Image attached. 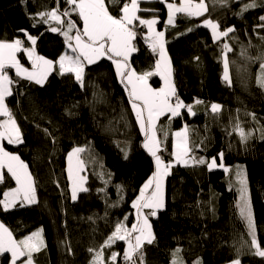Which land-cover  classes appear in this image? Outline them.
Wrapping results in <instances>:
<instances>
[{
    "label": "trees",
    "instance_id": "1",
    "mask_svg": "<svg viewBox=\"0 0 264 264\" xmlns=\"http://www.w3.org/2000/svg\"><path fill=\"white\" fill-rule=\"evenodd\" d=\"M123 2L111 4L106 0L109 11L117 16ZM206 2L203 16L177 14L174 26H166L165 3L146 0L139 4L142 11L138 15L156 16V26L164 29L177 94L196 113L193 116L181 110L179 117L160 118V154L166 162L173 159L172 131L187 126L191 156L207 161L215 157L220 163L219 154L223 153L226 166L243 165L256 238L264 248V88L257 83L261 61L254 59L264 52V40L260 39L264 28L257 27L264 16V0H255L257 6L242 14L251 0H228L226 5L218 0ZM55 6L56 0H0V40L19 38L26 45L24 29L38 37L36 53L56 61L66 50L64 39L51 32L52 25L43 23L37 15ZM66 7L61 0V10ZM72 19L82 27L78 16L73 14ZM204 19L218 21L221 30L235 26L236 31L214 43L211 30L200 26ZM136 30L140 33L135 41L138 51L130 63L142 73L154 68L158 54L152 53L143 38L147 28L139 26ZM224 43L233 49L228 53L230 86L223 80ZM242 49H247V56H241ZM18 54L21 64L28 65L25 54ZM9 73L16 83L6 103L21 128L24 143L10 145L4 141V147L28 165L38 203L17 205L7 211L0 206V222L17 239L43 229L46 247L34 254L35 264H92L94 253L88 249L99 251L118 222L126 226L134 222L132 201L155 171L154 158L143 147L145 137L125 86L106 58L85 68L83 85L74 74L59 75L58 68L42 87L16 77L13 69ZM149 81L152 86L161 83L158 76ZM213 103L222 106L219 112L211 111ZM164 132L168 133L166 139ZM241 132L251 134L246 142H242ZM74 148L84 150L80 158L88 189L78 193L76 201L71 200L66 159ZM232 171H210L206 165L192 163L174 165L169 170L164 182L165 208L157 217H150L155 240L144 246V264H172L176 249L182 264H225L236 259L240 264H264V257L253 254ZM4 173L0 199L3 192L16 186L6 170ZM125 245L117 241L104 248L100 264H112L108 257L113 251L121 255ZM119 258L116 264H120ZM10 260V254L0 255V264H10Z\"/></svg>",
    "mask_w": 264,
    "mask_h": 264
},
{
    "label": "snow or ice",
    "instance_id": "2",
    "mask_svg": "<svg viewBox=\"0 0 264 264\" xmlns=\"http://www.w3.org/2000/svg\"><path fill=\"white\" fill-rule=\"evenodd\" d=\"M60 2L61 0H56L55 7L37 15L45 24L49 21L54 22V26H51L49 30L64 37V44L71 54L66 51L56 61L38 55L35 51L38 37L32 36L24 29H21V31L24 32L27 40L31 42L32 47H25L24 41L19 38L12 41L0 40V117H4V119H0V183L4 182V170L6 169L7 174L11 176L16 184V187L3 192L0 206L4 211H7L17 205L24 207L38 203L35 180L28 170V165L20 159L19 155L7 151L3 146L5 140L10 145L24 143L21 128L6 103V99L13 95L12 85L16 83L9 75V70L14 69L16 77L42 87L53 71L58 68L59 75L74 74L75 80L83 85L85 68L106 58L114 65L117 77L125 86L137 124L145 137L143 147L154 158L156 170L140 189L136 199L132 201L131 206L135 209L136 219L131 227H127L123 222H118L99 251L93 248H89L88 251L94 253L92 264H100L104 248L112 247L117 241H124L127 245L123 251L125 264H138V261L139 264H144V246L153 244L155 240L149 218L157 217L158 212L165 208L164 181L169 175V170L174 165L189 166L190 163L193 165H206L210 171L214 167L223 168L225 172L229 169L223 164V153L219 154L221 158L219 165L215 157L209 162L205 158H195L190 155L193 149L189 144L187 126L173 134L177 139L171 153L172 160L166 162L158 154L163 150V141L158 136L162 129L157 127L160 118L166 116L171 120L179 117L182 114V108H185L189 115L194 116L196 113L193 111V106L184 104L177 94L171 60L165 48V32L157 31L154 27L159 22L158 19H143L138 15L142 11L139 4L146 2V0H124L118 16L109 11L106 0H63L67 5L63 10L60 8ZM160 2L165 3L168 10L166 26H174L177 14H185L191 18L203 16L207 11L205 0H198V2L197 0H179L178 4L169 2V0H160ZM218 2L226 5L228 0H218ZM108 3H119V0H108ZM256 6L255 0H251L241 10V14ZM144 11L149 10L144 9ZM73 14L79 17L82 27L76 20L72 19ZM259 19L262 23L257 27L264 28V16ZM139 26L147 28V33L144 34L143 38L152 53L158 54L154 68L142 73H137L130 63L133 53L138 51L135 41L137 36L140 35L136 30ZM200 26L211 30L214 43L236 31L235 26H229L221 30L220 23L211 19H204ZM188 31H192V29L189 28ZM260 39L264 40V37H260ZM231 51H233L231 46L224 43L221 52L224 69L223 80L229 86L232 81L229 74L230 61L228 53ZM20 52L27 55L31 63V69L20 63L17 58V54ZM241 56H247V49L241 50ZM254 59L261 61L260 69L262 71L257 77V83L258 86L264 88V52H261ZM152 76H159L164 82L163 87L158 89L151 87L149 78ZM195 103L199 104L202 101L196 100ZM221 108L222 106L216 103L211 105L213 113L219 112ZM253 118H255L254 114ZM44 131L49 134L47 129H44ZM163 135L166 139L168 133L164 132ZM249 135L251 134L241 132L242 142H246ZM82 151L84 150L81 148H74L67 156V178L70 184L72 201L77 200L78 193L88 191L84 186L86 178L80 175V172L83 171L82 161L77 157L76 168L74 169L72 166L73 157ZM125 158H127V153H125ZM236 174L242 185L240 191L243 204L239 205L240 214L247 221L251 247L254 248L253 254L264 257V248H261L256 238V226L251 205L245 196L246 184L242 179L243 170L238 169ZM57 186L59 187V184ZM127 219L128 217L125 216L124 221H127ZM45 247L43 229H38L22 239H16L13 232L0 222V255L10 254V264H18V262L19 264H34V254ZM68 251L71 253L70 247ZM119 256L120 253L113 251L108 260L112 264H116ZM173 264H176V262L173 261ZM232 264H240V262L235 260Z\"/></svg>",
    "mask_w": 264,
    "mask_h": 264
},
{
    "label": "rangeland",
    "instance_id": "3",
    "mask_svg": "<svg viewBox=\"0 0 264 264\" xmlns=\"http://www.w3.org/2000/svg\"><path fill=\"white\" fill-rule=\"evenodd\" d=\"M197 2H198V0H197ZM205 4H206V7H208V3L206 2V0H205ZM153 18H157L156 16H150L149 18H143V19H153ZM158 19V18H157ZM214 21V20H213ZM155 27V29L157 30V31H164V29H162V30H159L158 29V27L155 25L154 26ZM165 32V31H164ZM164 39H165V37H164ZM166 51H167V49H166ZM167 54H168V52H167ZM169 56V55H168ZM18 59H19V57H18ZM49 59V58H48ZM51 60V59H50ZM171 60V59H170ZM20 61V60H19ZM21 63V62H20ZM24 67H27V68H29V69H31L30 67H28V66H26V65H23ZM163 80H162V82L160 83V85H158V86H154L156 89H158V88H160V87H163ZM149 84H151V82L149 81ZM184 128L182 127V128H178L177 130H173L172 131V133L174 134L175 132H177V131H181V130H183ZM158 136H159V134H158ZM176 137L173 135V148H174V143H175V141H176ZM173 148H172V152H173ZM82 149V148H81ZM81 153V152H80ZM80 153H78L77 154V156H74L73 157V160H72V166H73V168L75 169L76 168V166H77V157L79 158V160L80 161H82V164H83V171H81L80 172V175L81 176H83V177H85V169H84V163H83V160L80 158ZM159 155H161L160 153H158ZM162 156V155H161ZM162 158L164 159V157L162 156ZM221 159V158H220ZM165 160V159H164ZM210 161H211V159H210ZM209 161V162H210ZM221 163V162H220ZM220 163H218V161H217V164L219 165ZM224 164V163H223ZM225 165V164H224ZM225 167H227L228 169H229V171H231V170H233L232 171V173H233V181H232V183L233 184H235V189H236V192H237V194H238V205H241V204H243V200H242V198H241V191H240V189H241V187H242V185H241V183H240V178H238L237 177V170L238 169H242L243 170V176H242V179L245 181V184H246V192H245V196H246V198H247V200H248V202L250 203V201H249V187H248V183H247V174L245 173V168H244V166L243 165H241V164H236V165H234V166H232V167H229V166H226L225 165ZM67 168H68V159H67ZM214 168H218V169H221L220 167H214ZM86 181V180H85ZM84 184H85V182H84ZM11 189V188H10ZM140 192V191H139ZM139 195V193L137 194V196ZM136 196V197H137ZM136 197L134 198V200L136 199ZM251 205V204H250ZM134 210V222H135V219H136V214H135V209H133ZM239 210H240V208H239ZM251 210H252V208H251ZM150 219V218H149ZM133 222V223H134ZM150 223H151V225H152V222H151V219H150ZM132 225V224H131ZM131 225H127V227H131ZM152 231H153V233H154V230L152 229ZM17 239V238H16ZM126 244V243H125ZM127 247V245H125V248ZM236 260H238V259H236ZM172 261H175L176 262V264H182V261L180 260V256H179V254H178V251H177V249H176V251L174 252V254H173V257H172ZM233 261H235V260H233ZM233 261H230V262H225V264H232V262ZM34 264H35V262H34ZM172 264H173V262H172Z\"/></svg>",
    "mask_w": 264,
    "mask_h": 264
},
{
    "label": "crops",
    "instance_id": "4",
    "mask_svg": "<svg viewBox=\"0 0 264 264\" xmlns=\"http://www.w3.org/2000/svg\"><path fill=\"white\" fill-rule=\"evenodd\" d=\"M170 2V1H169ZM172 2V1H171ZM166 5V4H165ZM166 9H167V7H166ZM166 16H167V18H168V10H167V12H166ZM167 18H166V22H167ZM38 19L40 20V21H42L41 20V18L38 16ZM47 25H52V26H54V22L53 21H49V23H47ZM63 37V36H62ZM63 39H64V37H63ZM25 47H32V45H31V42L30 41H28L27 42V44L26 45H24ZM66 51H68L69 52V54H71L70 53V50H68L67 48H66V50L64 51V53L66 52ZM23 53V52H22ZM23 54H25V53H23ZM38 54V53H37ZM38 55H40V54H38ZM25 56H26V58H27V61H28V65H26V66H28V67H30L31 68V63H30V61L28 60V57H27V55L25 54ZM42 56V55H41ZM19 57V54H17V58ZM44 57V56H43ZM45 58H47V57H45ZM48 59V58H47ZM156 59H158V56H157V58ZM115 68V67H114ZM14 70V69H13ZM138 73V72H137ZM9 75H10V73H9ZM159 77V76H158ZM119 79V78H118ZM159 79L161 80V82H162V79L159 77ZM120 80V79H119ZM150 86L151 87H153V88H155L154 87V85L152 86L151 84H150ZM12 92H13V87H12ZM193 110H194V108H193ZM0 119H4V117H0ZM183 128H185V127H183ZM6 141V140H5ZM3 146H4V141H3ZM73 150V149H72ZM71 150V151H72ZM8 151V150H7ZM9 152H11V151H9ZM13 153V152H12ZM68 156V155H67ZM20 157V156H19ZM21 159V158H20ZM67 159V158H66ZM22 160V159H21ZM25 163V162H24ZM6 170V169H5ZM156 170V169H155ZM7 171V170H6ZM155 172V171H154ZM153 172V173H154ZM152 173V174H153ZM152 174L151 175H149L148 176V178H147V180L140 186V188H142L143 187V185L149 180V178L152 176ZM165 182V181H164ZM16 187V186H15ZM14 188V187H13ZM9 190V189H8ZM145 211H147V210H145ZM37 231V230H36ZM34 232V231H33ZM29 235V234H28ZM27 236V235H26ZM22 239V238H21Z\"/></svg>",
    "mask_w": 264,
    "mask_h": 264
},
{
    "label": "built area",
    "instance_id": "5",
    "mask_svg": "<svg viewBox=\"0 0 264 264\" xmlns=\"http://www.w3.org/2000/svg\"><path fill=\"white\" fill-rule=\"evenodd\" d=\"M179 98H180V100H182L184 102V104L189 105V103L187 101L185 102L180 96H179ZM181 110H186V109L185 108H182ZM119 263L120 264H125V261L123 259V253L120 255Z\"/></svg>",
    "mask_w": 264,
    "mask_h": 264
}]
</instances>
